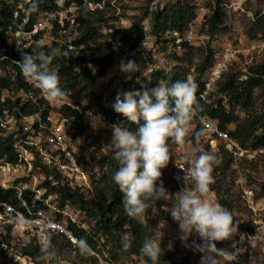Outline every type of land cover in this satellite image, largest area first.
<instances>
[{"label":"trees","instance_id":"16d2710c","mask_svg":"<svg viewBox=\"0 0 264 264\" xmlns=\"http://www.w3.org/2000/svg\"><path fill=\"white\" fill-rule=\"evenodd\" d=\"M112 1L121 2L122 0H64L63 9H67L72 4L77 8L75 19L77 36L72 41L64 44L53 43V46H41L32 43L27 47L21 46L20 48L7 47L2 43L0 45V63L5 65L10 63L9 66L15 72V77L13 81L8 78L0 79V87L7 88L12 85L16 89H29L30 87L23 82L19 68L14 61L21 60L23 52L35 53L39 50L49 52L51 49H58V54L51 67L58 70L61 77V86L68 92V100L73 99V90L75 89L85 92L88 98V104L85 108L92 109L107 121H114L119 117V125L134 130L135 125H130L124 117H120L121 115L114 110L107 109L102 104L100 96L92 90L95 82L104 77L113 67L119 68L121 61L133 60L140 65L141 69L148 71L149 63H146L142 52L138 50V46L145 36L143 21L147 17V12L141 17L134 18L129 27H116L110 23L111 19L107 16ZM224 1L215 0L216 9L205 17L203 26L206 28L209 37L215 36L221 30L225 14L222 12ZM89 4L97 5V7L90 10ZM24 7L29 12L26 28L32 25L40 13L58 9L54 0H29ZM15 9L16 7L13 5L2 10L4 22L0 23L1 35L4 34L6 26L21 23L24 18V14L18 10V16L14 19L12 13ZM149 19L151 35L157 40V44L161 41L164 43V46H162L163 51L166 49L165 40L163 41L164 35L168 32H177L182 35L188 24L195 19V8L188 0L168 2L158 10L150 13ZM255 23L258 31L264 35V18H260ZM66 26H68V23H66ZM66 28H60L56 25L52 34L57 36L58 32L66 30ZM103 30H106V32L103 33ZM253 32L254 29L251 28L250 33ZM68 46H71L72 49L70 50ZM182 47L188 54L191 53L192 47L188 44L183 43ZM64 53H67V55H64ZM173 58L179 60L176 56H173ZM215 58V52L208 47L205 56L196 66L197 75L194 81L199 86L198 99L204 89L203 78L212 68ZM187 72V69L182 66L174 67L169 76L167 75L169 73L165 72H148L149 81H145L143 88L138 86V89L156 87L164 82L171 84L177 80H185L187 79ZM216 85V91L222 97L211 105H206L199 99L202 106L201 112L217 122L219 127L225 131H227L228 125L236 123L235 129L227 132L230 138L239 144L241 149H264V123L259 118L236 122L237 119L234 115L235 107H240L245 111L252 109L254 90L256 88L264 89V63L250 66L246 71H229ZM6 105L9 108L17 107L24 116L39 114L42 121H45L48 116L49 107L42 100L21 106H18L17 101L12 103L6 100ZM59 112L66 118V125L74 130V135L87 133V126L77 111L68 106H62L59 108ZM16 115L19 117V114ZM73 118L74 120H72ZM198 131L199 127L197 126L190 137L191 144L194 146L198 145L196 143ZM12 144L13 139L11 136L0 137V159L15 163L17 157L12 149ZM173 146L171 145V149ZM218 155L222 159L213 172L216 183L212 186V190L216 192L217 203L232 211L229 198H224L221 190L223 178L226 177L233 160L231 154L225 149L220 148ZM97 167L99 169L97 181H94L93 176L91 177L96 201H89L80 190V187L71 188L66 182H63L64 177L56 168L43 163L37 156L33 161V169H40L44 175V181L42 182V187L45 190L44 197L53 195L60 210L69 206L79 211L87 219V229L78 227L70 221H64L66 227L75 237L85 238L93 250H97L100 241L109 244L108 254L111 261H116L119 256L123 255L134 256L144 260L145 264H151L147 257L141 255L140 247L146 237L153 238V231L148 225L143 224L141 219H133L126 215L122 204L123 195L112 179L118 164L112 158L111 151L108 156H103L98 160ZM162 180L166 189L169 184H172L175 189L176 184L170 176L162 175ZM260 189V195L256 198L264 196V183L260 184ZM0 201L16 208L19 206L16 195L12 190H1ZM56 217L58 220L63 221L59 213H56ZM126 233H130L134 237L132 247L127 251L121 245V236ZM50 242L59 249L68 247V243L63 241L60 235L52 236ZM161 247L164 249V255L161 257L160 264H175L173 255L171 251H168V245L164 241L161 242ZM25 253L31 255L37 261L44 260L40 258L42 250L37 245H30L25 249Z\"/></svg>","mask_w":264,"mask_h":264},{"label":"rangeland","instance_id":"374dc122","mask_svg":"<svg viewBox=\"0 0 264 264\" xmlns=\"http://www.w3.org/2000/svg\"><path fill=\"white\" fill-rule=\"evenodd\" d=\"M188 1L195 8V19L188 24L185 30V32L188 30L191 31L194 37L191 44H188V46L192 47L190 54H188L183 47H181L180 51L168 49V47L162 51L164 43L161 41L157 44V40L151 35L150 13L166 4L164 0L112 1L107 16L111 19V24H114L116 27L126 28L132 24L134 18L141 17L147 12V17L143 21L145 31L144 46L139 50L142 52L146 63H164L169 71L160 70L159 72L169 73L167 74L168 76L171 74L174 67L182 66L188 71L187 78L191 77L194 80L197 75L196 66L205 56L208 47L215 52L216 58L226 48L236 50V56H234L230 64H228L227 69L222 73L220 79L214 84L213 89L208 94L206 105H211L222 97L216 91V84L222 80V77L227 72L238 70L246 71L250 66L264 63V35L258 31L255 25V22L260 18H264V0H225L222 5V12L225 13L223 24L221 25L220 32L213 37L208 36L203 23L205 17L216 9L215 0ZM23 3H19L20 9L23 7ZM71 7L72 8L64 14L63 18L64 22L68 23V26H66V23L62 26L67 27L66 30L58 32L57 36H53L52 32L47 33L48 35H43L41 37L42 46H53V43L64 44L72 41L77 36L75 25L77 8L74 4H72ZM251 28L254 29L253 33H250ZM105 32L106 30H103V33ZM166 34L163 37V41L166 39ZM51 37H53L54 41H51ZM168 39L171 38L168 36L167 40ZM173 56L178 57L179 60H176ZM156 57L158 59H156ZM149 79V73L145 69L140 68L139 72L133 74L131 79H128L125 74L120 72L118 67H113L104 77L95 82L92 90L95 91L101 99L106 101L108 107H112L119 93L139 90L138 86L143 88L145 86V81H149ZM253 96L254 105L249 111H245L240 107H235L234 115L237 119L236 122L259 118V120L264 123V89L256 88ZM69 102L85 108L88 104V98L85 92L75 89L73 90V99ZM53 111H56V109H53ZM34 123L35 120L24 122L20 127L22 135L30 134L32 130H29V128L33 126ZM235 126L236 123L228 125L227 131H233ZM192 129L193 127L190 126L184 145H174L172 147L171 161L167 168L162 170L163 175L171 177L173 174L169 172L171 169V162L176 158H187L188 154L192 153L194 148H198L199 144L194 146L190 141V137L194 132ZM69 134L70 133H67V135ZM112 135V129H103L101 127L96 129L92 127V129H88L85 134L84 144L90 141V144H94L95 146V150L90 151L88 145H86L85 152L89 160H84L83 163H81L84 173L89 174V178L87 183L82 186L78 185L84 182H77V179L73 178L71 188L80 187V190L89 201H96L91 184V177L93 176L94 181H97L99 177L97 162L101 157L109 155L110 150L104 148L111 143ZM203 148L205 149L206 147L203 146ZM220 148L224 149L222 143L218 145V150L213 153L218 154ZM205 150L210 151L207 148ZM83 151L75 149L72 155L77 157V154ZM49 153L52 154L51 152ZM232 160L230 169L227 171L226 177L223 178L221 192L224 198H229L232 205L231 213L234 218L238 220L240 225L239 235L234 239L238 242L236 247L239 251L231 260L222 259L221 264H264V196L256 198L260 195V184L264 183V157L258 158L257 160H248L244 157L232 156ZM57 171L62 173L64 177L63 182L69 180V178L65 176L64 170L57 169ZM168 173L170 175H168ZM25 174L27 175L25 179H27L29 191L32 194L30 199L39 209L46 215L52 214L53 216H55L57 213L56 211H58L62 216V222L70 221L71 223H75L78 227L87 229V219L79 211L69 206L60 210L56 198L53 195L44 197L45 190L42 187L44 175L40 169H33L32 165L31 168H27ZM247 189L252 191L251 202H248L247 200L250 201V199H247L244 195V191ZM167 190L170 196L165 200L158 201V204L150 208L146 215L141 218V221L152 229L153 238L159 240L162 237V241L167 245L170 243L173 245L171 253L175 264H200V254L184 246L180 240L179 226L173 221L169 213L170 209L177 203L175 194L179 191L177 187L174 189L172 184H169ZM214 199L218 202L216 192ZM246 234L250 238H247ZM192 240H197V242H199L197 236L191 237L189 243H191ZM233 243V241L220 242L216 244V247L218 249H227L229 252H235L236 249L233 248ZM51 245H53V243ZM53 248L55 255L44 259L49 263H58L64 260L70 264H145L142 259L123 255L119 256L118 260L111 261L108 254L110 245L103 243V241H100L97 250H93L96 256L79 254L75 257L71 254L68 247L59 249V247L53 245Z\"/></svg>","mask_w":264,"mask_h":264},{"label":"clouds","instance_id":"9594fccd","mask_svg":"<svg viewBox=\"0 0 264 264\" xmlns=\"http://www.w3.org/2000/svg\"><path fill=\"white\" fill-rule=\"evenodd\" d=\"M57 54V49L23 52L21 60L14 61L23 77L55 103L68 99L58 70L51 67ZM119 70L131 79L139 72L140 66L133 60L121 61ZM198 87L189 77L171 84L164 82L156 87L124 91L116 96L112 105L114 111L136 127L133 130L119 124L111 125V143L104 149L111 151L118 164L112 179L123 195L124 211L130 218L141 219L158 201L170 196L163 184L162 170L171 161V145L185 144L193 118L202 111L197 96ZM85 115L94 129L105 126L101 116L92 112ZM200 134L196 138L197 144ZM81 143L80 139L76 141L78 145ZM187 159L188 170L181 169L184 172V187L175 194L177 203L169 213L179 226L184 246L200 254V264H221L222 259H233L239 250L235 243L232 245L235 252L218 249L216 244L234 241L240 226L229 209L209 197L216 183L213 172L222 158L198 147L188 154ZM17 223L24 226L31 221L20 215ZM193 236H197L199 242L192 240L189 243ZM133 240L130 233L123 234L122 248L125 251L130 249ZM161 242L162 237L159 240L146 237L140 247L141 255L147 257L151 264H160L164 255ZM76 246L81 255L95 254L85 238H78ZM172 248L170 243L168 251ZM54 255V248L49 243L42 249L40 258Z\"/></svg>","mask_w":264,"mask_h":264},{"label":"built area","instance_id":"2783aa9c","mask_svg":"<svg viewBox=\"0 0 264 264\" xmlns=\"http://www.w3.org/2000/svg\"><path fill=\"white\" fill-rule=\"evenodd\" d=\"M0 1V23L4 22L2 10L5 7L9 8L15 5L16 9L12 13L14 19L18 16V10L24 14L21 23L14 24V26H6L4 34H0V45L4 43L7 47L15 48H20L21 46L27 47L32 43L41 45V37L43 35H48L47 33L52 32L56 25L63 28V24L66 23L63 20L64 14L72 8L70 6L67 9H63L62 5L64 0H54L58 9L40 13L32 25L26 28L29 12L24 5L29 2V0ZM178 1L180 2L183 0H164L166 3ZM19 3H23L21 9L19 8ZM88 6L90 10L97 7V5L93 6L92 4ZM168 36L171 39L167 40ZM165 38V47L180 51L182 44H191L194 37L192 36V32L188 30L182 35L177 32L167 33ZM50 39L54 41L53 37ZM143 46L144 39L140 42L138 50ZM68 48L70 50L72 49L71 46H68ZM236 54V50L226 48L215 58L212 68L203 78L204 89L199 95V99L204 104H206L208 94L213 89L214 84L220 79L222 73L227 69L228 64H230ZM156 59L158 58L156 57ZM9 65L10 63H7V65L0 63V79L8 78L10 81L14 80L15 72ZM147 70V72L160 70L169 71L164 63H149ZM21 77L23 82L30 87L29 89H16L12 85L7 88L0 87V137H12V149L17 157L15 163L6 159H0V191L12 190L19 202V206L16 208L15 206L0 201V264H70L64 260L58 263H49L46 260L37 261V259L31 255L25 253V249L32 244L37 245L42 250L50 243L52 236L60 235L63 241L68 243V249L73 256L76 257L80 254L76 246V240L78 238L66 227L65 223L58 220L56 215H46L33 201H31L30 198L32 194L29 191L27 179H25L27 176L25 171L27 168L32 167L35 156H37L43 163L64 170L65 176L69 178V180H66L69 186L73 183V178L77 179V182H84L80 183L78 186L85 185L89 178V174L84 173V169L81 165L84 160H89L85 152V147L88 145V149L92 151L95 150V146L94 144H90V141L84 144L85 134L74 135V130L66 125V118L60 114L59 108L68 106L77 111L82 117L84 124L87 126V131L88 129H92V126L85 114L88 112H92L93 115L99 114L92 109L72 104L68 99L59 103L51 102L39 89L27 81L22 74ZM6 100L12 103L17 101L18 106L26 103H37L38 100H42L49 107L48 116L45 121L41 120L39 114L24 116L17 107L9 108V106H5ZM101 102L107 109L114 110L113 107H108V105H106L104 99H101ZM53 109H56V111H53ZM16 114H19V117ZM34 120V125L29 128V130H32L30 134L22 135L20 127L23 123ZM72 120H74V118ZM103 122L105 126H101V128L112 129L111 125L119 124L120 118L117 117L114 121L103 119ZM197 126L199 127L198 134L201 132L203 133L199 135L198 147L205 146L210 151L216 152L218 150V145L222 143L223 148L233 157H244L248 160H257L258 158L264 157L263 148L241 149L237 142L230 138L227 131L222 130L217 122L211 120L202 112L194 117L191 122V127H193L192 130ZM67 133L70 134L67 135ZM78 139L82 140V143L79 145L76 144ZM75 149L79 151H83L84 149V151L78 153L76 157L72 155ZM170 165L171 169L169 172L173 173L171 178L174 180L177 190L180 191L184 187L182 180L184 172L181 169L185 172L188 170V159L176 158ZM168 175L170 174L168 173ZM244 195L247 199H250V201H247L251 202L252 191L247 189L244 191ZM214 196L215 192L211 190L209 197L213 202H216ZM56 212L59 213L58 211ZM20 215L26 217L31 223L24 226L19 225L17 219ZM247 238L250 237L247 235ZM233 242L236 245L238 244L235 240Z\"/></svg>","mask_w":264,"mask_h":264}]
</instances>
